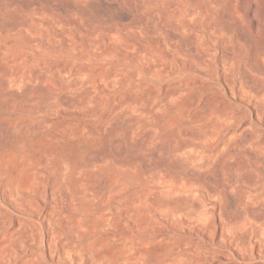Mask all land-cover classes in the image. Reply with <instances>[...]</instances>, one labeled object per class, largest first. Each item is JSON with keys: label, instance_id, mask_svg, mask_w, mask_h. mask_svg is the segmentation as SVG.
<instances>
[{"label": "rangeland", "instance_id": "1", "mask_svg": "<svg viewBox=\"0 0 264 264\" xmlns=\"http://www.w3.org/2000/svg\"><path fill=\"white\" fill-rule=\"evenodd\" d=\"M5 1L0 4V73L3 70L23 73L30 77L29 84L33 87L43 82L46 85H53L58 90V96L61 99L64 97L62 100L65 104H56L50 113H43L38 117L24 115V118L31 121L44 119L51 124H47L48 126L36 136L28 138L17 131L14 133V130H9L11 135L6 131L8 124L20 117L0 116V147L3 146L0 148L2 152L0 161L5 155L4 150L7 151L6 154L10 151L9 155L14 159L15 156L16 159L20 156L19 161L15 160L16 163L9 170L11 173L8 172L0 181V244L4 239H10L9 228L12 225H19L16 219L18 216L34 214L30 209L19 208L20 205L11 196L12 190L28 195L32 193V187L40 175L56 177L59 181V173L62 170L66 179L60 180L63 186L67 185V179L71 176L77 186L81 185L80 183L84 186L88 180L92 183L98 180L96 175L102 170L100 165L71 172L62 162L61 153L66 143L63 140L59 141L58 135L66 133L69 129L72 132V150L78 154L87 149L94 152L110 147L116 149L119 157L125 160L130 149L142 145V149H148L145 152L148 157L144 155L146 164L163 159V149H242L253 152L261 160L264 159V96L246 90L247 76H250L256 85L264 86V76L254 69L257 65L264 67V54L256 44L243 41L244 31L251 40L255 37L249 34L247 23H244V31L239 28L232 15L233 6L224 0H220V10H217L214 17H203L200 11L189 16L188 5L195 3L201 6L203 0H159L160 5L183 9L186 15L185 22L189 28L182 32L171 29V36L161 35L156 38L157 40L151 37L148 27L141 23L140 19L145 14L141 9V0ZM27 23L39 33L34 29L32 31ZM205 27L218 30L219 48L211 52L213 55H210L206 63H200L197 58L202 53H207L208 48L204 46L205 40L197 44L195 38L205 31ZM172 33L175 36H172ZM186 40L189 43L186 44ZM36 71L43 73L44 80L35 79ZM56 81L59 82L58 85L52 84ZM65 83H68V89ZM9 91L20 96L24 93L25 87L11 83ZM149 95H152L153 98H150L152 100L148 99ZM84 97L87 99L84 100ZM72 99L75 103H69ZM128 118L129 120L134 118L135 122L130 120L131 124L125 121ZM116 119L117 122L114 121ZM214 121L220 124V129H217L215 135L204 139L185 136L187 132L203 129ZM113 122L116 124L122 122L124 125L128 123L126 130L117 132L119 134L114 133L113 126L116 124L113 125ZM165 127L167 128L163 130ZM4 130L9 134L7 135ZM107 134L113 135V142ZM178 136L183 141L180 147L177 145ZM157 151V154H153ZM107 167L109 173H115L118 168L113 161H109ZM143 168L144 166L139 164L135 170L144 181H147L148 171ZM119 170L124 183L128 184V169L121 166ZM220 172L221 170L216 168L211 175L220 178ZM247 172L261 182L262 177L251 161ZM13 177L15 180L12 182ZM17 177H21L18 182ZM160 182L154 187L156 192L162 190ZM27 183L32 186L25 189ZM242 189L248 188L243 186ZM88 193V202H92L90 205L96 207L98 203L96 194L91 190ZM75 197L72 201L60 197L57 205L59 214H64L67 203L73 205L76 210L75 200L78 199L76 194ZM247 203L256 212L264 215V202L260 203L257 197L251 196ZM216 205L218 230L227 228L228 223L238 216L237 213L247 206L238 200L229 205L216 202ZM97 216L99 217L97 212L92 214L94 219ZM163 221L156 223L158 224L155 225L156 232L161 231L160 222ZM166 221L171 255L185 244L188 235H199L201 240H209L206 232L189 230L182 213L168 217ZM22 226H26L23 221ZM238 226L240 234L253 235L249 244L257 246L258 242L254 239L256 230L261 228L264 233V221L256 222L246 217ZM106 227L103 229H107ZM229 232L233 234V229L230 228ZM96 236L98 237L97 234ZM160 244L161 242L156 241L152 245L153 254L146 256L148 260L144 257L142 264H160L162 259L159 255ZM40 245L38 242L37 246ZM218 245L223 246L220 243ZM111 247L106 248L111 250ZM249 262L264 264V256L258 254L255 249Z\"/></svg>", "mask_w": 264, "mask_h": 264}, {"label": "bare ground", "instance_id": "2", "mask_svg": "<svg viewBox=\"0 0 264 264\" xmlns=\"http://www.w3.org/2000/svg\"><path fill=\"white\" fill-rule=\"evenodd\" d=\"M224 1L228 5L233 6L234 13L232 15L237 21L239 28L243 30L244 23H247L249 25V34L255 37V39L251 40L248 37L249 35L245 34L243 30V41L249 44H256L264 54V0ZM2 2L6 1L0 0V4ZM220 2V0H203L201 6L195 3L193 5L190 4V6L188 5L189 16L200 11L203 17H214L221 6ZM140 5L145 13L140 19L141 23L148 27L151 37L155 39L161 35L171 36V29L182 32L189 28L185 22L186 15L181 8H172L171 5H160L159 0H141ZM218 12L220 13V11ZM23 25L26 24L23 23ZM27 25L32 28V31L35 30L32 25L28 23ZM35 31L39 33L37 30ZM217 31H214L213 28L205 27V31L200 36L194 37L197 44L205 40L204 46L208 48L207 53H202L197 58L198 62L206 63L212 54L211 52L218 50L219 47L217 45L220 35ZM172 36L175 35L172 33ZM185 43L189 42L186 40ZM157 46L159 45L157 44ZM248 46L253 47L252 45ZM254 69L264 76V67L257 65ZM42 74L37 72L35 79L44 80V75ZM246 78V90L255 92L259 96H264V86L256 85L250 76ZM30 80V77H26L25 74L18 71L13 73L10 70H3L0 73V116L8 118L20 117L18 120H12L7 127H3H6V131L9 133V130H14V133L17 131L27 138L28 136H36L50 123L44 119L31 121L23 116L32 115L38 117L43 113H50L56 104L63 103L62 99L64 98L61 99L58 96V90L55 86L39 82L41 84L33 87V85L29 84ZM11 83L25 87L24 93L20 96L14 93L11 94V91H9ZM56 83L52 84H59V82ZM88 94H84V96H88ZM151 97L152 95L148 99ZM86 99L84 97V100ZM69 103H75V101L72 99ZM69 103L67 104L70 105ZM66 107L68 106L66 105ZM210 114L212 115V113ZM117 120L114 121L117 122ZM130 120L128 118L125 121L130 122ZM116 122H113V125ZM122 122L121 124L112 125L114 133L126 130V124L128 123L124 122L126 123L124 125ZM54 126L57 127L56 124ZM167 127L163 128V130ZM67 128L69 129V127ZM217 129H220V124L214 121L209 126L207 124V127L203 129L187 132L185 136L193 139H204L215 135ZM153 132L154 134L156 133L155 131ZM9 133L6 132L7 135ZM7 135L6 137L8 138ZM151 135L153 136V134ZM179 135L183 136L184 134ZM108 136L113 142V135ZM178 138L177 145L180 147L183 141L179 136ZM58 140H63L66 143L61 153V160L69 170L75 172L81 169H89L94 165H100L102 170L96 175L98 180L95 183L88 180L84 186H82V183L77 186L71 176L67 179V185L63 186L60 180L64 181L66 179L65 172L62 170L59 173V181L56 177L50 178L47 175L38 177L35 175L38 180L32 187V193L28 195L19 194L12 190L11 196L20 205L19 208L30 209L34 214L18 216L16 219L19 225H12L9 228L10 239H4L0 244V264L2 262L4 264H142L141 261L144 257L153 254L151 247L156 241L161 242L159 255L162 259L160 264H251L249 261L252 259L255 249H257L258 254L264 256V233L261 228L256 230L254 238L258 242L257 246L249 244L253 235L249 233L240 234L238 231L240 229L238 224L246 217L256 222L264 221V215L259 214L251 208L252 206L247 205L251 196L257 197L260 203L264 202V159H259L253 152L242 151V149H169L170 151L163 149V159L146 164L145 156H148L145 152L148 149H142V145L136 149H130L128 158L123 160L117 154L118 151L110 147L97 149L94 152L87 149L82 154L75 153L72 150V132L70 129L66 133L58 135ZM138 145L140 144L138 143ZM144 147L145 145L143 144ZM5 151L3 152L5 155H2L3 157L0 161V181L5 178V175L8 174L11 167L14 166V163L20 157L18 156L16 159L15 156L14 159L9 155L10 151L8 154ZM157 153L158 151L153 154ZM109 161H113L115 166L118 167L115 173H109L107 167ZM250 161L261 175V182L251 176V174H248L250 172H247V168ZM30 162L32 163V161ZM139 164H142L144 166L143 169L148 171V173L146 172L149 175L147 181H144L135 170L136 165ZM16 166V170H18V165ZM121 166L128 169V184H125L124 178L120 176L119 167ZM30 167L32 168V166ZM216 168L221 170L220 178H215L211 175V172ZM96 177L94 178L96 179ZM14 178L11 180L12 182L15 180ZM20 178L17 177L18 180L16 179V182L21 180ZM20 182L22 184V181ZM157 182L161 183L162 190L156 192L154 187ZM10 186H13V184ZM25 186L27 187L25 188ZM25 186L24 188L27 189L28 186L32 185L28 184ZM243 186L248 189L243 190ZM90 190L97 196L98 203L95 205L96 207L90 205L92 202L90 203L87 200L88 191ZM75 194L78 197L75 200L76 210L72 207L73 205L70 206L67 203L68 207L63 204L64 207L66 206L64 214H59L57 205L60 197H65L72 201ZM236 200L247 206L242 211H239V214L237 213L238 216L228 223L227 228L218 230L216 202L229 205ZM94 212L99 214V217L97 216L96 218L99 221L92 217ZM181 213L185 216L189 230L206 232L205 235H207L209 240H201L199 235H188L185 244L171 255L168 246L169 235L167 232L169 231L166 220L168 217H174ZM160 220H164L160 222L162 228L161 231L156 232L155 225H158L156 223ZM22 221L26 223V226H22ZM104 226H107V229H103ZM230 228L233 229V234H230ZM38 242H40V246H37ZM219 243L223 246H219ZM106 247H111L112 249L108 250ZM248 248L251 250L249 254ZM245 255L248 257H245ZM237 258L241 259V261H238Z\"/></svg>", "mask_w": 264, "mask_h": 264}]
</instances>
